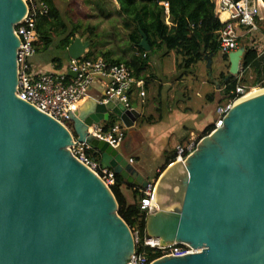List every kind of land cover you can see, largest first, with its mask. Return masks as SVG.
Returning <instances> with one entry per match:
<instances>
[{"label": "water", "instance_id": "water-1", "mask_svg": "<svg viewBox=\"0 0 264 264\" xmlns=\"http://www.w3.org/2000/svg\"><path fill=\"white\" fill-rule=\"evenodd\" d=\"M27 14L23 0H0V264H128L136 245L114 193L68 147L86 141L102 167L144 189L149 181L129 160L88 132L111 114L130 128L139 112L93 100L72 115L71 132L19 97L14 29ZM140 45L149 49L144 34ZM87 46L77 37L68 54L79 59ZM245 52L240 42L228 55L231 75ZM196 144L159 175L145 221L158 248L185 245L190 254L150 264H264V91L233 102L223 126Z\"/></svg>", "mask_w": 264, "mask_h": 264}, {"label": "crops", "instance_id": "crops-1", "mask_svg": "<svg viewBox=\"0 0 264 264\" xmlns=\"http://www.w3.org/2000/svg\"><path fill=\"white\" fill-rule=\"evenodd\" d=\"M63 1L64 0H55L59 9ZM213 1L215 2V0ZM161 3L164 5L166 13L168 14V3ZM69 4H71V2ZM117 4V11L124 15L125 19L128 20L126 22H129V18L125 16L120 8L119 0H117ZM259 6L261 8L257 21L259 29L253 31L254 33L249 32L247 28L240 25H237L236 29L240 42L242 40L241 38L245 40L248 37L250 40L254 39L255 45H259L260 50H264V0H259ZM216 12H218V18L221 23H224L229 17L227 12H219L218 9H216ZM167 17L168 15L165 20ZM166 23L170 25L168 19ZM66 24L69 30L77 26L76 36L73 40L78 37L82 42L88 44L85 52L80 58H83L90 52L93 53L91 49L93 46L91 43L92 39L83 32V30H93V28H83L81 24L75 22L70 25L66 22ZM128 35H130V31ZM130 45L133 50V59L134 55L138 54V47L133 45L131 40ZM67 49L63 52L61 50H54L53 47H50L49 50L46 51H37L30 60V66L34 67L36 70L33 75L49 72H53L56 75L65 73L67 71L68 62L72 59ZM150 50V47L149 49L144 48L145 52H149ZM104 53L106 52H100L99 56H94L95 54L93 53L92 58H90H103L101 54ZM155 53L158 55L151 56L153 53L150 55L148 58V68L141 72V75L136 78L138 80H143V84L134 85L129 95L131 108L139 112V116L135 120L134 125L127 128L115 116L117 121L115 123L120 125L125 134L123 142L116 146V148L129 160V163L130 160L133 161L131 164L149 181V183H155L161 172L173 161V158L176 156L177 146L185 147L189 144L196 143L207 133L208 129L214 125L217 119L216 108L225 103H218L216 100V98L219 97L218 91L222 86V83L220 84L221 76L219 77L222 73L220 72L218 74V78L216 76L214 77L212 74L214 64L218 59L221 58L222 67L224 65L222 59L223 54L220 50L217 57L213 58L208 55L204 60L193 64L190 68H185L183 66L181 56L177 55L174 51L165 54L163 50H159ZM110 54L112 56V53ZM173 55H175L174 69L170 70L171 68L167 69V67H165V62L167 61L166 59L170 58V56L173 57ZM111 56L110 60L120 61L122 63H125V60H132L125 58L113 59ZM207 57H211L210 67L207 65ZM56 58L62 59L61 68L57 67L59 63ZM218 64H220V62ZM201 66H204L206 71L203 77L202 74L200 77L198 76L201 72L199 70ZM227 67L229 69L228 63ZM248 75L250 81H252L251 78L254 77L252 71H249ZM187 76H190V78ZM194 83L195 85H193ZM182 84H184V86L181 87ZM207 85H209L208 89ZM193 86H195V88H193ZM102 89L104 90V86ZM102 89L91 88L88 95L81 101V107L86 109L93 100H101L103 97ZM141 92L144 94L142 95ZM193 94L196 96H193ZM211 102L216 104L212 106L210 105ZM78 110L79 109H77V111ZM112 115L113 114H111V116ZM106 124L107 123L102 122L101 126L104 128ZM154 162H158V164L156 165ZM151 164H153L152 167L149 166ZM137 189L139 192H142L143 188L128 184L125 180L122 182V192L127 203L132 204L135 202L134 191Z\"/></svg>", "mask_w": 264, "mask_h": 264}, {"label": "built area", "instance_id": "built-area-1", "mask_svg": "<svg viewBox=\"0 0 264 264\" xmlns=\"http://www.w3.org/2000/svg\"><path fill=\"white\" fill-rule=\"evenodd\" d=\"M28 8L26 18L20 20L14 29L19 38L20 45L17 49L18 83L17 95L30 102L41 112L59 121L64 126L72 127L71 117L77 111L79 103L88 95L91 84L98 79L104 86L102 102L116 98L126 108H131L129 94L134 85H142L143 80L133 76V72L125 63H110L103 58L98 59H71L68 62L65 73L55 74L53 72L30 75V59L36 53L35 41L37 40V20L49 11V6L44 1L23 0ZM219 12H227L228 19L223 23L219 31V50L223 55H229L239 48V36L236 26L240 25L247 30L256 31L257 21L260 14L259 0H215ZM74 74V75H71ZM263 88V87H262ZM251 88L243 84H237L235 97L226 101L216 108L217 119L211 130L223 126L224 119L231 110L233 102L238 101ZM143 95L144 93L141 92ZM88 132L96 138L109 142L112 146L120 145L125 134L120 125L115 123L108 130H104L101 124L92 125ZM197 143V142H196ZM196 143L187 146L176 147L175 160H185L191 153ZM92 149L84 141L80 142L74 137L73 144L69 146L71 154L82 164L92 170L110 188L115 185L116 177L112 169L104 168L100 162L88 155ZM133 161L130 160V163ZM155 183H149L142 189L143 197L140 199V209L146 215L154 197ZM134 241L137 247L141 244L159 251V258L181 257L190 254V247L185 245H169L158 248L159 241L151 237L140 239L137 231L134 232ZM128 264H150L145 252L134 251L128 260Z\"/></svg>", "mask_w": 264, "mask_h": 264}, {"label": "trees", "instance_id": "trees-1", "mask_svg": "<svg viewBox=\"0 0 264 264\" xmlns=\"http://www.w3.org/2000/svg\"><path fill=\"white\" fill-rule=\"evenodd\" d=\"M43 1L49 6V11L38 17L36 22V52L49 50L50 47L57 51L66 50L76 36L77 26L69 30L55 0ZM161 2L168 3V14ZM119 4L122 12L129 18L125 27L130 30L131 43L138 47V54L134 55L131 61H124L131 70L133 69L135 78H138L141 72L148 68L150 55L159 50H163L165 54L174 51L181 56L185 68H190L193 64L204 60L208 55L213 58L219 55L218 38L223 23L218 18L217 4L213 0H119ZM167 15L170 25L165 20ZM143 34L146 36L151 49L149 52H145L144 48L140 46ZM254 46V39L246 44L241 71L237 76L231 75L229 71L221 74L220 84L222 83V86L218 91L219 97L216 98L218 103L234 98L237 84L264 88V50ZM101 55L107 62L122 63L110 60V52ZM92 56L93 53L90 52L82 59H91ZM56 59L59 63L57 67L61 68L62 59ZM222 59L228 62L227 55H223ZM249 71H252L254 75L252 81L249 79ZM115 122H117L115 116H110L103 129H110ZM212 128L213 126L208 129L205 135L209 134ZM88 155L99 162L101 160L100 154L93 149L88 150ZM115 177L116 183L111 187V190L119 204V215L128 224L132 232L137 231L140 239H143L147 236L145 229L146 213L142 212L139 207L143 192H139L138 189L135 190V202L127 203L122 192L124 179L119 174H115ZM136 251L145 252L149 262L159 257V251L144 247L141 244L137 245Z\"/></svg>", "mask_w": 264, "mask_h": 264}, {"label": "rangeland", "instance_id": "rangeland-1", "mask_svg": "<svg viewBox=\"0 0 264 264\" xmlns=\"http://www.w3.org/2000/svg\"><path fill=\"white\" fill-rule=\"evenodd\" d=\"M71 2V4H69ZM117 0H64L60 4V9L62 11V15L65 18V22L69 25L75 23H79L83 28L89 27L93 30H83L84 33L88 37H91L92 50L95 54L94 56H99L100 52L109 51L112 53L113 59L117 58H125L128 60L132 59L133 50L130 45L129 40V29L125 27L127 19H125L124 15L117 11ZM168 19V17H167ZM166 19V20H167ZM259 27L257 26L258 30ZM251 33L253 31H250ZM254 33V32H253ZM258 35V34H256ZM256 37V36H255ZM247 37L241 40V43L248 44L251 40ZM254 47H258L259 45H255ZM65 52L66 50H62ZM68 51V50H67ZM67 53V52H66ZM174 54V53H173ZM158 54L153 53L151 56H157ZM175 55L170 56V58L166 59L165 67L170 70L174 69V59ZM31 60V59H30ZM224 61V60H223ZM220 62V64H218ZM224 65L222 67L221 58L217 60L213 67V76L218 78V74L225 73L228 71L227 63L224 61ZM218 66V68H217ZM201 72L198 75L199 77L202 74V77L205 76L206 71L205 67L201 66L199 69ZM35 68L31 67L29 70V74L33 75L35 72ZM221 74L219 75V77ZM252 76V75H251ZM186 77V76H185ZM190 78V76H187ZM193 78V77H192ZM251 78V77H250ZM254 77L251 78V80ZM195 85V83L193 84ZM184 84L181 85V87ZM195 88V86H193ZM209 85H207V89ZM251 91L255 88L261 87H250ZM193 96H196L193 94ZM208 102V101H207ZM209 104V102H208ZM216 103L211 102L210 105L214 106ZM80 105V103H79ZM80 109L81 105L78 106ZM108 121H105L107 123ZM104 124V123H103ZM68 128V127H67ZM69 131L72 132V127L68 128ZM153 162V161H152ZM156 165L158 162H154ZM153 164L149 165L152 167ZM155 165V166H156ZM138 198V197H137ZM132 236L134 238V232H132Z\"/></svg>", "mask_w": 264, "mask_h": 264}, {"label": "bare ground", "instance_id": "bare-ground-1", "mask_svg": "<svg viewBox=\"0 0 264 264\" xmlns=\"http://www.w3.org/2000/svg\"><path fill=\"white\" fill-rule=\"evenodd\" d=\"M263 91H264V88H255V89H253L252 91L246 93V94H245L243 97H241L238 101H242V100H244V99H246V98H248V97H250V96H252V95H255V94L261 93V92H263ZM91 103H92V102H90L88 108H90ZM88 108H86V109H88ZM68 148H69V147H68Z\"/></svg>", "mask_w": 264, "mask_h": 264}]
</instances>
